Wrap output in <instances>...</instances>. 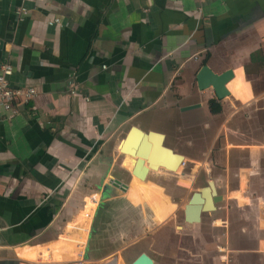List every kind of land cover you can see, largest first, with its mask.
I'll list each match as a JSON object with an SVG mask.
<instances>
[{
  "label": "crops",
  "instance_id": "crops-1",
  "mask_svg": "<svg viewBox=\"0 0 264 264\" xmlns=\"http://www.w3.org/2000/svg\"><path fill=\"white\" fill-rule=\"evenodd\" d=\"M4 62L11 87L37 94L0 120V264H185V250L264 264V0H0ZM204 65L232 71L229 96L198 90ZM132 127L174 153L183 138L207 146L142 180L121 151ZM208 181L222 200L188 224L192 186Z\"/></svg>",
  "mask_w": 264,
  "mask_h": 264
},
{
  "label": "water",
  "instance_id": "water-1",
  "mask_svg": "<svg viewBox=\"0 0 264 264\" xmlns=\"http://www.w3.org/2000/svg\"><path fill=\"white\" fill-rule=\"evenodd\" d=\"M231 70H226L220 74L212 72L209 67L202 66L196 74V85L198 90L211 89L217 100H222L229 96L226 83L232 78ZM197 105H189L182 110H190ZM136 136L140 137V141H136ZM164 136L157 132L143 133L139 129L132 127L129 134L123 140L121 151L127 156L129 162L132 163V173L137 177L145 180L147 174L157 171L158 167L173 168L183 164V157L173 153V151L162 145ZM160 155V158H159ZM144 161L148 166H144ZM165 163V165L163 164ZM163 167H162V166ZM171 172V171H169ZM111 186L124 190L125 185L117 180L109 183ZM222 200L217 195L215 185L212 181H208L203 188L193 192L187 204L183 208L184 221L188 224H197L200 222L202 213H210L215 210V204ZM130 264H153L149 256L142 253Z\"/></svg>",
  "mask_w": 264,
  "mask_h": 264
},
{
  "label": "built area",
  "instance_id": "built-area-1",
  "mask_svg": "<svg viewBox=\"0 0 264 264\" xmlns=\"http://www.w3.org/2000/svg\"><path fill=\"white\" fill-rule=\"evenodd\" d=\"M17 20L22 21L28 14L27 8L18 6L14 10ZM58 23V19L48 21V25ZM13 67L9 62L0 65V120L3 115L14 116L18 108L28 104L37 94L33 87H11L8 83V77L12 74ZM60 264H83L81 260L75 259L64 261Z\"/></svg>",
  "mask_w": 264,
  "mask_h": 264
},
{
  "label": "rangeland",
  "instance_id": "rangeland-1",
  "mask_svg": "<svg viewBox=\"0 0 264 264\" xmlns=\"http://www.w3.org/2000/svg\"><path fill=\"white\" fill-rule=\"evenodd\" d=\"M262 106H263V104H260V107H262ZM257 114H258V116L256 117L257 121L255 124V128H261L264 130V127H263L264 123L262 121L263 115L261 114V112H258ZM262 137L260 138V140H258L259 143H262V139H263ZM206 146L207 145L203 140H192L190 138H183L179 141V143L176 147L177 151L175 153L185 155L188 157H192L193 159H195L197 156H199L201 154L202 150ZM182 173L183 174L186 173V170L184 169V167L181 168L180 173H179V180H178L179 184H181L182 186H186L185 184L182 183V182H185V183L189 184L188 186H190V182L183 177ZM246 176H247L246 171H241V178H246ZM188 186H186V187H188ZM197 188H198L197 185H193L192 189L190 191V194L192 192L196 191ZM180 219H181V215H180ZM190 251L192 253H194V251L196 252L198 250H190ZM179 256L181 257L182 261L185 262V264H197V262L199 261L195 256L189 257V255L187 254V250L181 251Z\"/></svg>",
  "mask_w": 264,
  "mask_h": 264
},
{
  "label": "bare ground",
  "instance_id": "bare-ground-1",
  "mask_svg": "<svg viewBox=\"0 0 264 264\" xmlns=\"http://www.w3.org/2000/svg\"><path fill=\"white\" fill-rule=\"evenodd\" d=\"M228 89V88H227ZM229 90V89H228ZM174 153V152H173ZM175 154H178V153H175ZM178 155H180V156H182L183 157V155H181V154H178ZM159 158H160V155H159ZM185 160V159H184ZM145 162V161H144ZM163 164V163H162ZM163 165H165V163L163 164ZM162 166V165H161ZM163 167V166H162ZM179 167H181V165H178L175 169H173V168H166L167 169V171H171V172H176V170L179 168ZM160 168V166L158 167V169ZM148 169V168H147ZM164 169V168H163ZM65 248V247H64ZM75 249V248H74ZM72 250V248L71 247H69V245H68V247H66L64 250H60V248L58 247V248H56V249H54V250H51V253H52V256L54 257L55 256V260L56 261H59V260H61V259H63V257L65 258V259H72L73 258V254H70V253H72V252H70ZM61 254H64V255H62L61 256ZM75 257V256H74ZM119 257V256H118ZM120 258V257H119ZM75 259V258H74ZM54 260V261H55ZM117 260V259H116ZM49 261H50V259H49ZM67 261V260H66ZM118 264V263H117ZM119 264H122V261L121 262H119Z\"/></svg>",
  "mask_w": 264,
  "mask_h": 264
},
{
  "label": "trees",
  "instance_id": "trees-1",
  "mask_svg": "<svg viewBox=\"0 0 264 264\" xmlns=\"http://www.w3.org/2000/svg\"><path fill=\"white\" fill-rule=\"evenodd\" d=\"M209 108H210L211 113L213 114H217L220 112V106L217 105L214 101L209 102Z\"/></svg>",
  "mask_w": 264,
  "mask_h": 264
}]
</instances>
